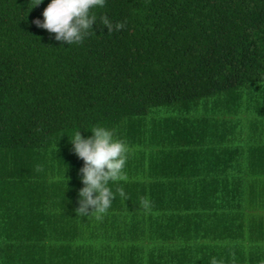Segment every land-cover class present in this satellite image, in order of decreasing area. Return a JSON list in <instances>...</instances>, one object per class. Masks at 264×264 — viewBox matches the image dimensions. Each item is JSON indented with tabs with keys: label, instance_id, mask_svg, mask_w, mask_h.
Instances as JSON below:
<instances>
[{
	"label": "trees",
	"instance_id": "trees-1",
	"mask_svg": "<svg viewBox=\"0 0 264 264\" xmlns=\"http://www.w3.org/2000/svg\"><path fill=\"white\" fill-rule=\"evenodd\" d=\"M37 2L0 0V264H264V0H106L82 45ZM94 126L128 147L99 219Z\"/></svg>",
	"mask_w": 264,
	"mask_h": 264
},
{
	"label": "clouds",
	"instance_id": "clouds-1",
	"mask_svg": "<svg viewBox=\"0 0 264 264\" xmlns=\"http://www.w3.org/2000/svg\"><path fill=\"white\" fill-rule=\"evenodd\" d=\"M43 3L38 0L35 6ZM106 0H51L43 11V21L37 19L38 27L55 34L57 41L68 45H82L85 39L93 34L92 26L97 23L94 9L103 8ZM100 24L108 28V32L122 31L126 22H113L102 15ZM91 136L82 137L80 131L70 139L73 151L83 160V167L79 169L83 187L79 190V207L76 215L101 214L111 207L114 193L109 187L123 177V170L128 159V147L125 142L114 136L111 129L104 126H94ZM120 195H124L120 191Z\"/></svg>",
	"mask_w": 264,
	"mask_h": 264
}]
</instances>
